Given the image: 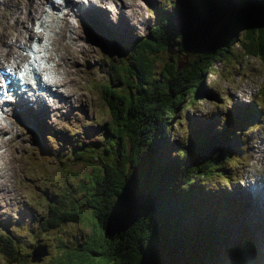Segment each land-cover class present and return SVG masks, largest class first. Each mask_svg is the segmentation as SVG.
Wrapping results in <instances>:
<instances>
[{
    "label": "trees",
    "instance_id": "16d2710c",
    "mask_svg": "<svg viewBox=\"0 0 264 264\" xmlns=\"http://www.w3.org/2000/svg\"><path fill=\"white\" fill-rule=\"evenodd\" d=\"M164 1L149 36L141 40L132 37L127 44L117 37L108 39V53L118 55L125 63L112 62L106 68L102 95L112 122L103 125L101 140L85 143L77 139L69 153L56 155L61 163L93 164L100 157L108 163L98 166L99 172L94 177L92 166L89 183L81 181L80 185L70 187L67 194H62L61 186L54 197L45 190L48 216L40 215L43 220H38L40 226L32 236L44 238L49 245L55 239L52 234L59 233L67 223L82 224L91 230L74 243L56 244L57 253L47 264L252 262L255 239L242 240L243 246L224 249L226 253L222 255L215 247V240L232 245L234 237L229 225L224 220L221 229L217 213L201 229L200 224L206 218L197 214L205 210L201 190L207 186V183L200 185L199 181L215 175L218 178L213 179L214 184L229 181L231 185V172L237 167V158L230 147L232 143L226 140L227 134L230 139L235 137L233 131L239 127V122L234 124L232 120L216 118L222 131L212 134L210 139L197 132L191 144L186 139L177 145L183 139L180 137L174 145L169 136H173V131L178 136L172 120H176L177 129L183 132L181 125L188 116L183 119L180 116L200 107L198 100L202 95L216 93L205 85V74L210 70V73L217 72L214 64L223 54L236 56L230 44L237 37L240 24L248 26L241 36L243 52H264L261 22L264 0H259V4L253 0L245 5H238L244 0L228 3L233 10L237 8V20L220 33L212 30L217 25V12L228 0H194L196 7L187 3L189 19L185 23L187 35L183 42L176 40L180 28L176 26L175 16H168L166 11L177 7L179 2V8L184 7V2ZM256 27H260L259 31ZM227 30L231 31L224 37ZM170 49L174 53H170ZM151 56H155V60ZM156 63H162L163 69ZM127 71L128 76L123 74ZM184 127L186 131L190 124L186 122ZM178 146L177 160L167 158L170 148L174 151ZM97 180L107 184L101 188ZM217 201L225 211L226 202ZM42 230L47 236L41 235ZM25 249L26 254L19 251L13 235H0L2 264H27L32 255L27 246ZM235 250L241 252L237 262L233 260Z\"/></svg>",
    "mask_w": 264,
    "mask_h": 264
},
{
    "label": "rangeland",
    "instance_id": "374dc122",
    "mask_svg": "<svg viewBox=\"0 0 264 264\" xmlns=\"http://www.w3.org/2000/svg\"><path fill=\"white\" fill-rule=\"evenodd\" d=\"M32 1L33 0H0V33L10 31L12 27L16 26L15 18L24 14L27 11L26 8H28ZM72 1L75 2V0ZM182 1L184 2V7L181 5L179 8V2L177 7L169 8L166 13L168 16H175L176 26L179 25L180 28V31H177L176 33L178 35L176 40L179 41L180 39V41L183 42V38L187 35L185 23L189 19L187 3H191L196 7V2L194 0ZM232 1L236 2V0H228L226 4H222L219 12H217V25L212 32L220 33L227 25H234L237 20V8L233 10L232 5L228 4ZM247 1L248 0L241 1L238 5L240 3L245 5ZM253 1L259 4V0ZM163 3L165 4L164 0H110V3L109 0H100V3L97 5L100 9L105 11V16L95 18L101 23L97 25L98 31L94 29L96 33L95 31L91 32V29L89 30L86 28L89 27L88 25L80 22L79 25L84 27L85 32L84 36H82L81 32H78L77 36L74 37L78 52L76 55H73L74 58H71V56H67L66 58V61L69 62L74 61L75 59L72 68L76 69L67 70V76L68 78H70V76L73 78V89L74 92L79 93L78 96L80 97V102L78 104L74 103V99L77 101V94L74 92L71 93L72 96L68 99L60 98L56 100L57 98H55L54 103L48 106L44 115L42 114L37 117V123L41 121V125L48 126L38 127L37 132L35 133L34 131V134L30 130L33 129L32 127L22 124L18 119L9 122L14 129L11 131V134H8L4 129H0V139L3 140L4 154L6 153L5 156L9 154L6 156L7 159L4 156V161L9 162L4 164V166L9 167L6 172V179H0V181L2 180L0 182V228H3L2 235L9 234L15 237L18 241L20 252L26 254L25 247H28L32 258L27 264H47L50 258L57 253L55 249L56 244L74 243L78 240L80 235L85 236L91 231L90 228H87V226H83L82 224L67 223L61 227L59 233L52 234L55 235V239H52V242H50L49 245L45 244L43 241L44 238L32 236V232L35 235L37 234L38 226H40L38 220H43V217L39 216L40 218H37V211L40 215H44L45 217L48 216L44 195L45 190L54 197V194L61 186V190L63 191L62 194H67L70 187L80 185L81 181H85L86 184L89 183V174L92 171V166V174L94 177V175L99 172L98 166L108 163L107 159L101 157L96 161H93V164H75L72 161H64L61 163L57 161L58 158L56 156L60 152L64 154L69 153L70 146L77 139L85 143L100 141L101 135L104 132L103 125H109L112 122V116L109 113L102 95V85L107 79V65L110 66L112 62H117V64L120 62L124 64L125 61L120 60V57L116 54L111 55L108 53L110 44L107 40L103 39L101 35H103V32L106 34L109 33L110 30H113L116 37L121 36L123 33H136V36L141 37L142 39L146 38L150 35L152 29L151 25L156 23L154 12H159L157 9H159ZM55 5L57 6L55 7L56 17H62L61 12L64 9L63 5L61 6L57 3H55ZM122 12L123 14H121ZM84 20L91 23L93 19H88V17L84 15ZM69 21L71 22V19ZM70 25L69 33L76 32L75 30L79 25L76 23L74 25L73 22H71ZM61 26L62 25L59 26L57 31L61 29ZM230 31L231 30H227L224 37ZM245 31H247V26L244 25V27H241L240 24L237 37L231 41L230 46L232 50L236 51V56L227 57L223 54V57L214 64L217 72L210 73V70L205 74V85L211 90H218L219 93H213V96L208 94H206V96L202 95L201 100H198L201 104L198 105L200 107L188 110L189 123L192 121L196 122L197 118H202L207 114L218 113L222 115L220 116L221 120L229 119L235 121L239 118L243 119L242 117H239V115L241 116V114L249 113L255 109L264 112V52H253L249 54L243 52V49H241V44H243V42H241V36ZM53 34V29L47 30V35ZM13 37L14 31L8 38L13 39ZM141 38L139 39L141 40ZM132 42L130 44H132ZM129 45L127 46L129 47ZM25 52L26 51L23 50V53ZM85 53L89 55V58L86 59L84 57ZM116 56H118L119 59ZM104 58H106V60H104ZM150 58L155 60V56H151ZM15 60H18L17 53H14L9 61L0 62V68L12 65ZM156 66L163 69L162 63H160V65L156 63ZM128 73L129 72L127 71L123 74L128 76ZM62 75H64V73H62ZM54 89H56V86H54ZM61 90H63V93H61ZM64 91L65 90L62 88L58 89L60 94L67 95V92ZM228 93L230 94L231 100H227ZM71 98H73L72 103ZM77 99L79 100L78 97ZM219 100L221 102H226L227 106L216 107L212 112H209L208 107L215 105V102ZM46 103L50 104L51 102L47 100ZM62 108L69 109L60 113V116L57 117L58 119H53L50 122V119L47 118L48 114H59ZM30 115L35 116V113H31ZM185 116L186 113H183L180 117L183 119ZM244 116L247 115L244 114ZM261 117L262 115L255 117L251 116L249 119L240 122L244 125L243 132L240 135L241 143L231 148L236 152V158H238L237 152L239 153L241 161L239 166H244L243 182L238 183L233 180L234 188H226L220 181H217V185L216 183L214 184L213 179L218 178V176L214 175L211 178H208L209 180L199 181L200 185L207 183L206 188L213 189L218 186L220 190L224 191H239L243 189L247 180V171L251 168L250 165H246L248 161L246 155L249 150H258L261 132L264 130V124L262 123ZM212 121L213 118L196 124H190V129L184 131V128L182 130L183 132L176 129V126L178 125L175 123L176 120H172V126L178 131V135L183 137L180 141L181 144L184 143L183 141L186 139L189 140V144H191L194 140L193 134L196 136L197 132L210 139L212 134H218L222 131V128L219 130L218 127H214ZM3 134H6L7 138L13 139H3ZM70 134L72 135L70 136ZM26 135L28 138H26ZM58 136L69 137L57 143L56 140ZM180 137L177 139H180ZM226 142L228 144L233 143V137L231 136L230 139L229 134H227ZM41 143H46L53 149L48 156L39 148V144ZM178 147L174 151H171L167 158L177 160V152L180 149V147ZM261 155L262 153L258 151L253 152L251 163H257L258 166V159ZM1 162L0 159V163ZM8 174H10L12 182H9ZM96 183L97 185H100L101 188L107 184L98 180ZM262 184L264 185V183ZM201 193H203L202 199L205 203V210L197 214L205 216L203 217L204 220L206 218V221H203L202 224H200V228L204 229L206 223L213 218V214L216 215L219 213L223 207L217 201L216 191L209 190L205 193L202 189ZM253 200L256 205L253 206L252 210H250L249 207L246 210L251 221L250 226L252 232H245L239 229H236L235 231V229H230V232L234 234L232 245L227 246L226 242L220 244L219 239H216L215 247L219 250L220 254L223 255L226 253L225 250L229 251L233 247L243 246L241 242L242 240L255 239L256 241H259V246H256L255 251H257L259 255L258 258H261L260 261L255 263L264 264V233H262L264 227L262 225L264 214L257 217L258 214H260L257 210V206L264 209V197L261 196V194H255ZM102 211V209L99 210L100 214ZM254 213L258 214L254 215ZM197 218H195V220ZM219 222L220 228L222 229L223 219L221 215ZM230 223L234 226L233 222ZM242 224L244 227L249 226V222L247 221H243ZM49 234L51 235V233ZM41 235L47 236L45 230L41 231ZM55 241H57V243ZM240 253V251L235 250L232 253L233 260L237 262L239 260L237 256H240ZM1 259L2 257L0 254V264L4 262ZM252 263L253 262H247L246 264ZM223 264L228 263L224 262Z\"/></svg>",
    "mask_w": 264,
    "mask_h": 264
},
{
    "label": "bare ground",
    "instance_id": "6f19581e",
    "mask_svg": "<svg viewBox=\"0 0 264 264\" xmlns=\"http://www.w3.org/2000/svg\"><path fill=\"white\" fill-rule=\"evenodd\" d=\"M48 3L50 5L49 7H51L52 9H55V3H53V0H34V1L30 2L28 8L25 7L27 9V11L24 14L19 15L18 17L15 18L16 26L12 27V29L10 31H4L3 33H0V62L9 61L10 57L14 53H17L18 57L24 55L25 53L21 52L22 48L28 47L30 42H31V39L37 38V42L40 41L41 46L43 48V51L46 52V56L48 58V61L49 62H55L54 64L52 63L51 68H49V67L43 68V72H44L45 76L48 77L47 80H49V82H50V83L43 82V84H45L44 86L47 88L48 91H51L53 93L54 100H55V98H57L56 100H58L60 98L61 99H68L72 96L71 93L74 92V89H73V84H72L73 78H71V76H70V78H68V76H67V67H68L69 62L66 61V58H67V56H71V58H72L73 55H76L78 52L76 43L74 42V37L77 36L78 32L76 31L74 33L72 32L70 34H66L67 30L69 29V18L68 17L73 11L76 10V12L80 13V15H77V18L82 19L83 22H86L84 20V16H81L83 14L84 9L81 7L80 4L71 2V0H64L63 7L66 8L67 11L65 13H62L63 16L58 19V18H56V16L54 17L52 15L44 16V13H45V7L44 6ZM163 7H164V3L157 10L159 11ZM86 12H88V14L86 15L88 17V19H93L91 23L89 21L86 23L90 24V25L92 24L93 27H95L97 30L98 29L97 25L101 24V23H99L95 18L96 17H104L105 11L100 9L97 4L90 3V5L88 7H86ZM154 14L157 17L158 12L156 11V12H154ZM61 19H62V22H61ZM35 21H37V23L40 24L38 26L39 28L42 27V31H40V35H38L37 32L34 31L35 30L34 28L37 25V23H35ZM155 21H157L156 18H155ZM28 22H32L34 24L32 26L27 25ZM55 22L59 23V26L62 25L61 29L59 31H57L59 29V26H58V29L55 27V35H51V36L47 35L46 30L48 28H50V26H52V24ZM153 24H152V26H153ZM12 30L14 31L13 39L8 38L10 35H12V32H13ZM121 36H118L117 38L119 40H123L125 42V44H127V41L129 39H132V37H137L138 39L141 38V37L136 36V33H134V34L133 33L132 34L123 33V34H121ZM45 39L49 40V42L48 43L45 42ZM35 46H37V43H35ZM29 51L32 53L37 52V50L35 51L33 48H31ZM56 57H58V60ZM84 57L87 59V58H89V55L87 53H85ZM29 60H30V57L28 58V61ZM74 61H75V59H74ZM32 70H34V68ZM31 71L29 73H27V76L32 75L36 79L37 78V76H36L37 72H34L32 74ZM62 73H64V75H62ZM47 80H46V82H47ZM53 86H59L60 88L64 89L67 92V95L59 94L56 91L57 89L54 90ZM61 91H62L61 93H63V90H61ZM74 93L77 94V96H76L77 101H75V103H77L80 101L77 99V97L79 98V96H78L79 93L78 92H74ZM53 103H54V101H52L50 104H47L46 102H45V104H42L40 106V108H37L35 110V112H34L35 116H32L30 114L27 116H24V112H20L18 117L20 118V121L23 124L32 126V128L37 130V126L41 125V121H39L37 123V117L41 116L42 114L44 115V112L47 110L48 106L52 105ZM14 109L15 108H12V111H14ZM26 109H28V107ZM54 112H55V110H54ZM55 115H57V114H55ZM1 130H0V132H1ZM263 134H264V130H263ZM180 144L181 143L179 142L177 145H180ZM262 145L264 146V139H262L261 146ZM261 151H262V155L258 159L259 164H258V166H257V163L252 164V169L248 170L249 176H248V180L246 181V184H245V187L247 190L255 188V191L253 192V197H252L253 203H254L253 198H254L255 194H257V195L261 194V196L264 197V185L262 184V183H264V169H262L260 167V165H264V148ZM5 154L3 152V141H2V139H0V159L2 161L0 163V179L1 178L6 179V172H7V169L9 168L8 166L7 167L4 166V164L9 163V162L4 161ZM249 154H250L249 155L250 158H252L253 157V151H250ZM8 155H6V156H8ZM6 159H7V157H6ZM10 159H9V161H10ZM11 166H12V164H11ZM8 178H9V182H12L10 179V174H8ZM203 190L205 191V193H207L205 186L203 187ZM213 190L216 191V193H217V191H220L216 187L213 188ZM214 195H215V193H214ZM257 210L260 214L262 213V211H264V209H262L259 206H257ZM257 214L258 213H254V215H257ZM225 222L230 227L229 231H230V229H235V231H236V228L234 226H232V224L229 221L225 220ZM231 234L234 237V234L233 233H231ZM237 258L240 261L241 257L237 256Z\"/></svg>",
    "mask_w": 264,
    "mask_h": 264
},
{
    "label": "clouds",
    "instance_id": "9594fccd",
    "mask_svg": "<svg viewBox=\"0 0 264 264\" xmlns=\"http://www.w3.org/2000/svg\"><path fill=\"white\" fill-rule=\"evenodd\" d=\"M55 2L57 3V4H59V5H63L64 4V0H55ZM75 3H77V4H83V5H87L88 4V0H75ZM93 3H95V4H99L100 3V0H93ZM109 3H110V0H109ZM48 79V77L47 76H45V80H47ZM260 167L262 168V169H264V165H260Z\"/></svg>",
    "mask_w": 264,
    "mask_h": 264
},
{
    "label": "water",
    "instance_id": "95a60500",
    "mask_svg": "<svg viewBox=\"0 0 264 264\" xmlns=\"http://www.w3.org/2000/svg\"><path fill=\"white\" fill-rule=\"evenodd\" d=\"M261 22H262V24L264 25V18H263V17L261 18ZM246 26H247V24H246ZM247 29H248V26H247ZM258 29H260V27H256V28H255V30H258ZM169 52H170V53H174L173 50H171V49L169 50ZM37 251H38V250H37Z\"/></svg>",
    "mask_w": 264,
    "mask_h": 264
}]
</instances>
